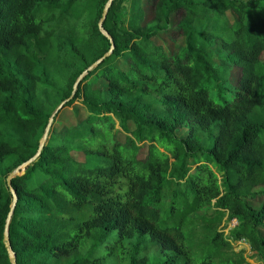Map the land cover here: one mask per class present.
Listing matches in <instances>:
<instances>
[{"label": "trees", "instance_id": "1", "mask_svg": "<svg viewBox=\"0 0 264 264\" xmlns=\"http://www.w3.org/2000/svg\"><path fill=\"white\" fill-rule=\"evenodd\" d=\"M108 1L0 0V264H11L6 179L110 50L98 30ZM129 2L124 27L125 0L113 2L103 28L114 50L65 106L80 103L85 119L55 131L56 117L40 157L12 180L16 264H240L225 252L241 241L264 262V0ZM170 31L180 51L155 44ZM257 197L258 209L247 202ZM224 220L238 224L229 238ZM195 223L208 233L197 257L185 237Z\"/></svg>", "mask_w": 264, "mask_h": 264}, {"label": "rangeland", "instance_id": "2", "mask_svg": "<svg viewBox=\"0 0 264 264\" xmlns=\"http://www.w3.org/2000/svg\"><path fill=\"white\" fill-rule=\"evenodd\" d=\"M245 1H248V0H245ZM129 6H130L129 0H125V3L122 6L121 13L119 14L120 24L122 27L126 26L127 21L129 20V16H130ZM143 8H144L145 17H146L145 21L149 22L153 16L152 7L149 4H146V2H144ZM227 17L230 22H233L235 19V16L232 13H227ZM176 22H177V17L173 16L172 22H171L173 29L171 31L173 30L176 31V29L174 28ZM171 31L170 33L168 32L167 34L159 35L157 38L154 39V42L157 45H162L164 49H166V51L168 52L180 51L184 46L183 39L176 36L175 33ZM171 40H175V41H171ZM261 61L264 64V53L261 57ZM117 66L120 70H123L125 68L123 64L121 63H118ZM238 76H239L238 70L237 69L232 70L230 74V83L232 85H235V83L237 82ZM96 87L103 88V82L98 83ZM86 115H87L86 110L82 107L80 103L76 102L72 107L64 108L58 114L55 120V123L53 125V128L55 131H60L62 128H65V127L71 128L75 126L76 124H78L83 119H85ZM114 128L116 132V139L119 142L123 143L127 135L121 131V128L118 125V123H115ZM128 129L130 131H133L134 127L131 123L128 124ZM177 135L180 138H182L186 136V132L179 131ZM146 152H147V147L143 146L141 151L139 152L138 158L143 160L146 156ZM72 157L79 162L84 161V156L82 154L72 153ZM259 190L260 189L256 191H259ZM247 202L253 208L258 209L260 208L262 200H261V197H257L255 200H247ZM199 216H201V214L193 215L191 218L196 219ZM237 225L238 224L236 221L224 220L219 230L223 231L226 236L228 235L226 238H229L231 230L235 229ZM259 233L261 236H264V227L260 228ZM185 237H186L188 248L193 253V255L197 257L199 255L198 245L203 240L207 239L208 233L204 230L203 226L200 223H195L185 230ZM231 245H232V248L229 251L225 252L226 258H230L234 261H240V264H264V262L260 260L259 258L252 259L251 249L247 242L241 241L238 243H232Z\"/></svg>", "mask_w": 264, "mask_h": 264}, {"label": "water", "instance_id": "3", "mask_svg": "<svg viewBox=\"0 0 264 264\" xmlns=\"http://www.w3.org/2000/svg\"><path fill=\"white\" fill-rule=\"evenodd\" d=\"M115 0H109L103 11H102V15H101V19L100 21L98 22V30L99 32L109 41L110 43V50L102 57L100 58L99 60H97L95 63H93L86 71H84L82 73V75L77 79V81L75 82L74 86H73V91H72V94L71 96L63 101L56 109L55 111L52 113L49 121H48V124H47V127L44 131V134L41 138V141L39 143V148H38V151L36 153V155L31 158L29 161H27L26 163H24L23 165H21L20 167H18L17 169H15L12 173H10L6 179V187L10 193V195L12 196V203H11V206H10V211L8 213V216H7V219H6V223H5V228H4V243H5V246L7 248V251H8V254H9V257H10V263L11 264H16V261H15V254L13 253L11 247H10V242H9V234H8V229H9V224H10V221H11V218H12V215L14 213V209H15V206H16V203H17V197H16V194H15V191L13 190L12 188V180L15 179L16 177H19V176H23L25 171L30 167V165H32L41 155L42 153V150L44 148V146L46 145V142L48 140V137H49V133H50V130H51V127H52V124L55 120V118L57 117V115L65 108L66 104L69 103L75 96L76 94V91L78 89V86L80 84V82L82 81V79L91 71H93L95 68H97L105 59H107L108 57H110V55L112 54L113 50H114V43L112 41V38L108 35V33L104 30L103 28V24L106 20V17H107V14L113 4Z\"/></svg>", "mask_w": 264, "mask_h": 264}]
</instances>
